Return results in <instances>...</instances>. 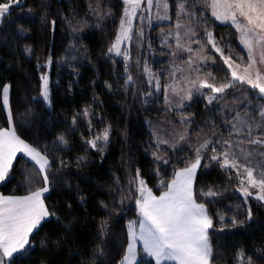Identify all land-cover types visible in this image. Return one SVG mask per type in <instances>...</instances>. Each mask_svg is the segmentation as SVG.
<instances>
[{"label":"trees","instance_id":"16d2710c","mask_svg":"<svg viewBox=\"0 0 264 264\" xmlns=\"http://www.w3.org/2000/svg\"><path fill=\"white\" fill-rule=\"evenodd\" d=\"M5 2L8 0H0ZM181 2L184 0H169L171 20L185 19L199 35L210 31L225 56L247 61L236 32L209 15L208 0H186L191 16L176 15ZM122 9L121 0H23L0 21V89L10 85L12 119L9 124V114L0 99V127H14L21 139L48 155L50 191L44 200L49 211L56 213L31 234L28 251L14 254L9 264H118L128 244L127 223L137 218L135 200L139 194L136 185L130 183L137 169L147 187L159 193L165 190L160 187L161 180H171L174 169L195 158L187 147L169 152L167 164H158L153 158L155 144L145 120L161 117L163 96L148 83L143 66L152 64V70L166 73L171 56L158 40L159 26H145L143 39L138 44L137 38L130 42L131 59L127 63L134 84L125 86V60L108 52ZM26 47L31 48L30 53ZM209 66L216 78L209 79L210 83H227L229 72L222 60ZM44 73L49 77L50 107L40 96ZM235 85L233 91L218 94L219 99L211 104L201 97L185 107L187 113L194 114L196 132L214 129L223 119L227 123L216 128V133L230 137L239 115H244L243 121L258 117L256 112L264 106V97L249 85ZM219 101L232 106L236 113L226 114ZM85 109L88 116L83 115ZM109 126L108 142L100 145L103 151L86 143ZM60 136L67 145L59 143ZM211 154L210 146L202 165L209 163ZM36 167L17 155L8 177L0 182V193L20 196L43 187ZM209 188L218 195H200ZM239 188L234 171L226 172L215 162L197 171V202L207 206L213 220L209 229L211 264H247L248 257L252 264H264V203L244 199ZM233 217L243 223L233 226ZM105 221L107 230L102 235L100 227ZM136 264L155 263L139 250Z\"/></svg>","mask_w":264,"mask_h":264},{"label":"snow or ice","instance_id":"6c2138e0","mask_svg":"<svg viewBox=\"0 0 264 264\" xmlns=\"http://www.w3.org/2000/svg\"><path fill=\"white\" fill-rule=\"evenodd\" d=\"M123 2L125 4L124 15L120 20L115 41L108 52H115L116 55L123 56L125 72L127 73L125 86H128L134 84L133 77L128 72L127 62L131 57L128 50L121 49V44L132 39L133 20L142 7V0H123ZM22 3L23 0H8V2L0 3V20L10 13V8L13 5L19 6ZM160 3L161 0H157L158 7ZM152 6L153 0H147V7L151 9ZM163 7L167 11L166 0H163ZM210 7L212 15L217 20L230 21L238 30L241 42L248 49V62L245 65L238 64L230 56H225L223 50L216 46V42L212 38L213 34L206 32L208 37L206 43L211 44L215 51L220 54L223 63L230 70L231 80L217 86L216 83L209 82V79L213 81L216 79L210 72L204 79L192 80L189 82L191 87L181 98V103L177 107H182L183 101L192 99L193 90L197 94H202L204 89H208L210 92L206 98L207 102L211 104L219 99L218 94L234 87L236 83L247 84L252 89L258 90L264 97V70L261 67L264 66V0H210ZM180 14L192 15L186 10V0L178 5L177 15ZM163 18L166 19L167 17ZM177 27L180 25L178 24ZM20 31L23 32L24 30L21 28ZM189 33L195 35L191 29ZM142 34L141 32L140 35ZM177 39V47H182L179 44V34H177ZM194 42L200 44L199 41ZM256 48L261 49L259 61L253 54ZM25 50L31 52L30 47H26ZM186 51L192 53L193 49L188 47ZM196 59L207 60L204 56ZM186 63L189 69H192L196 60L190 57ZM213 63H215L214 59ZM196 71L199 69L196 68ZM144 72L149 75L148 83L152 84L155 80V87L159 90V80L151 73L147 65L144 66ZM41 82L40 96L50 104L47 73L41 75ZM107 87L111 88V85H107ZM9 89L10 85L2 86L0 99H2L3 106L8 109L9 124H11ZM83 115H89L87 109L84 110ZM259 116L261 117L259 122L250 117L247 121L232 125L234 133L242 135L244 139L238 141L231 139L223 141L204 140L198 147H195L194 160L186 163L182 168L174 169L171 180L167 182L161 180L160 187L165 190L161 191L159 195H155L153 190L147 187L146 182L140 178V171L137 169L136 176L130 183L136 185V191L139 194L135 200L138 217L134 221H129L127 248L125 255L118 264H134L137 255V240L143 242V250L155 258L156 264H161V261L167 260L176 261L177 264H211L213 250L209 242V229L213 228V220L208 214L207 206L197 202L196 191L194 190L197 171L201 167H210L212 162L218 164L226 172L235 170L234 175L240 184L239 190L245 199L253 196L250 189H255V199L264 202V152L257 151L258 148H264V106H261ZM187 119L188 117H182L185 122ZM73 123L75 124V118ZM109 131L110 126L92 139L86 140V143L91 148L103 151L100 145L107 144ZM232 134L229 135L232 136ZM154 135L156 134L154 133ZM179 138L181 141L185 139L184 135ZM58 141L63 145L68 143L63 136H60ZM168 143L167 140H160L157 137V147ZM244 144L250 147L246 150L242 147ZM210 146L212 154L207 157L209 163L202 165V160L205 159V153L208 152ZM18 153L24 154L35 163L37 166L35 171L39 175L43 187H38L24 196L0 195V264H9L14 254L26 253L31 247V234L39 229L42 222H45L49 217L56 216L54 211H49L44 200V194L50 191L48 172L51 164L48 155L21 139L16 134L14 127H0V182L5 181L8 177ZM153 155L157 160H161L165 164L168 163L156 152ZM255 156H260L261 162L253 164ZM200 195L211 198L217 196L218 193L209 188L207 191L201 190ZM123 202L122 200L121 203ZM251 216L252 212L249 208L248 218L251 219ZM57 219L59 218L57 217ZM220 219L223 221L224 217L221 216ZM231 223L236 226L237 223L243 222L237 221L233 217ZM106 230L107 222L105 221L100 227L101 234L103 235ZM96 251L101 255L103 254V250L100 248ZM240 255L243 256V253ZM247 264H252L251 257L247 258Z\"/></svg>","mask_w":264,"mask_h":264},{"label":"rangeland","instance_id":"374dc122","mask_svg":"<svg viewBox=\"0 0 264 264\" xmlns=\"http://www.w3.org/2000/svg\"><path fill=\"white\" fill-rule=\"evenodd\" d=\"M123 3V9H122V14L120 17V20L122 16L124 15V9H125V4L123 0H121ZM168 4L167 11H165L163 7V0H161L160 6H157V0H153V6L151 9L147 7V0H142V7L141 9L138 10L137 12V17L133 20V27H132V41H135L136 44L139 43L140 39H143V36L140 35V33H144L145 31V26H147L148 29L154 27V26H159L157 28V36L158 40L163 44L166 45L169 55L171 58L169 59V63H167V72L164 73V71L159 72L155 70V68L152 70V64L148 66V68L151 70V73L158 78L159 80V90L156 89L155 87V80H153V90L156 92L162 91V114L160 118L157 119H146L145 124L148 128L149 133L151 134L155 148L152 150V154L156 152L159 156L163 157L164 159H168V154L169 152H175L177 149L181 147H187L190 149L191 152L194 153L195 147H198L199 144L203 143L204 140H212V139H217V141H223V140H229L235 139V141L244 139V137L241 135L240 138L236 136L234 133L233 129L231 131L232 136L230 137H222L221 135H218L216 133V130L218 132L219 127L224 126L227 122L224 121L223 119L220 120L219 126H216L214 129L212 128H205L199 130V132H196V128H193V126H196L195 122L193 121L194 119V114L193 113H187L185 111V107L191 103L192 100L195 98H201L204 97L205 101H207V95L210 94L208 89H204L202 94H197L193 90V97L191 100L188 101H183V106L182 107H177L178 104L181 103V98L187 93L188 89L191 87V84L189 83L192 80L196 79H204L207 77V74L210 71V66H214L216 64L217 60H222L223 59L220 57V54L215 51V49L212 47L211 44L206 43L208 40V37L206 35V32L204 31L202 34H198L195 32V30L190 26V24L185 20V19H179L175 18L174 20H171V15L169 11V0H166ZM208 10H209V15L212 17V19L219 24H227L229 25L237 34V42L244 52V54L247 57V61H235L238 64L245 65L248 62V49L245 47V45L241 42L240 38V33L238 30L235 28L234 25L231 24L230 21L227 22H222L220 20H217L213 15H212V9L210 7V0H208ZM178 11L176 12L177 15ZM178 16V15H177ZM180 16V15H179ZM163 17H167L164 19ZM120 20L118 27L116 29V34L115 38L117 35V32L119 30L120 26ZM1 21V20H0ZM180 25V27H177V25ZM168 27H167V26ZM165 26V27H164ZM137 27V28H136ZM192 30L195 32V35H190L189 30ZM177 34H179V44L182 47H177L178 39H177ZM145 35V34H144ZM115 38L113 42L115 41ZM213 40L216 42L214 37H212ZM194 41H199L200 44L195 43ZM112 42V43H113ZM130 42L131 41H126L121 44V49L122 50H128L130 54ZM240 42V43H239ZM112 45V44H111ZM203 45V47H201ZM241 45V46H240ZM216 46L219 47V45L216 42ZM111 47V46H110ZM188 47H191L193 49L192 53H189L186 51ZM139 48V47H137ZM132 53V52H131ZM255 57L259 61V58L261 56V49L256 48L254 53ZM110 55H113L114 57H118L121 59H124L123 56H118L115 54V52L110 53ZM204 56L207 58L206 61H202L199 59H196L197 57ZM153 57V56H152ZM151 57V58H152ZM193 58L196 60V64L193 65L192 69H189L188 64L186 63L189 58ZM213 59L215 60V63H213ZM225 65V64H224ZM145 66V64H144ZM144 66H143V71H144ZM227 68V66L225 65ZM262 70H264V66H261ZM196 68L199 69V71H196ZM229 72V78L228 81L231 80V73L230 70L227 68ZM145 73V72H144ZM48 75V74H47ZM147 79L149 81V75L146 73ZM49 78V77H48ZM227 81V82H228ZM210 82V81H209ZM214 83V82H213ZM42 84V82H41ZM217 84V83H216ZM220 84V83H219ZM217 84V86L219 85ZM237 84V83H236ZM247 85V84H246ZM236 86V85H235ZM228 88L226 90L233 91L232 88ZM173 89H175V92H173ZM225 90V91H226ZM258 92V91H257ZM259 93V92H258ZM167 96V100H166ZM50 99V96H49ZM45 104L47 107H50L51 103L49 104L48 102L45 101ZM218 104L220 105L221 108H223V111L226 114H234L236 113V110H233L232 106H229L225 104L222 101H219ZM261 109V108H260ZM260 109L256 112L258 114V117L255 119L256 122H259L261 120V117L259 116ZM8 112V109H6ZM238 111V109H237ZM216 110H213V113H215ZM214 116V115H212ZM182 117H188L187 121L185 122L182 120ZM211 117V116H210ZM218 118L219 115H218ZM244 115H239V117L236 118L233 124H237L239 122H242L244 119ZM226 122V123H225ZM232 124V125H233ZM223 131H227V129H223ZM221 131V132H223ZM154 133L156 135H154ZM184 135L185 139L183 141L180 140V136ZM157 137L160 140H167L169 143L168 144H161L159 147H157ZM243 148L246 150L250 147L249 145L245 146L242 145ZM257 151L259 152H264V148H258ZM23 155L24 157L28 158L31 160L29 157L25 156L22 153H18L17 155ZM195 156V154H194ZM153 158L158 164H165L161 160H157L156 157L153 155ZM194 160V159H193ZM262 158L260 156H255L253 158V164L261 162ZM33 162V161H32ZM34 163V162H33ZM235 171V170H233ZM250 191L253 192V196L248 197V198H253L255 199V189H250ZM240 195L245 199L243 193L239 190ZM247 198V199H248ZM257 200V199H255ZM258 201V200H257ZM261 202V201H260ZM264 203V202H262ZM137 217H138V210H137ZM137 219V218H136ZM134 219V220H136ZM132 220V221H134ZM128 224L127 223V234H128ZM138 229V225H137ZM129 240V237H128ZM139 253V252H138Z\"/></svg>","mask_w":264,"mask_h":264},{"label":"crops","instance_id":"0c3cea01","mask_svg":"<svg viewBox=\"0 0 264 264\" xmlns=\"http://www.w3.org/2000/svg\"><path fill=\"white\" fill-rule=\"evenodd\" d=\"M228 23V22H227ZM229 24V23H228ZM240 43V42H239ZM241 46V45H240ZM11 127V126H10ZM21 155V154H20ZM23 156V155H22ZM46 194V193H45ZM44 194V195H45ZM155 195H159L160 194V192L159 193H154ZM0 195H2L1 193H0ZM27 195V194H26ZM5 196H11V195H5ZM20 196H24V195H20ZM139 250L140 251H142V252H144L146 255H148L144 250H143V242L142 241H139V240H137V244H136V251H137V255H136V260H135V262H134V264H136L137 263V261H138V252H139ZM150 258H152V260L154 261V263L156 264V260H155V258L154 257H152V256H150V255H148ZM161 264H177V262L176 261H173V260H167V261H161Z\"/></svg>","mask_w":264,"mask_h":264}]
</instances>
